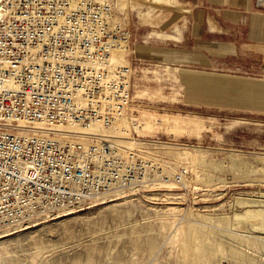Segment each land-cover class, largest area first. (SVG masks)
<instances>
[{"label":"rangeland","instance_id":"rangeland-1","mask_svg":"<svg viewBox=\"0 0 264 264\" xmlns=\"http://www.w3.org/2000/svg\"><path fill=\"white\" fill-rule=\"evenodd\" d=\"M116 1L133 66L134 122L118 135L134 140L119 145L138 149L121 162L140 159L143 169L123 176L128 185L102 203L0 236V264H264V115L223 110L236 92L219 95L217 78L229 76L218 63L205 68L202 46L195 61L138 57L133 48L186 53L198 34L187 5L198 9L203 0ZM183 73L195 77L192 95ZM219 96L221 106L206 103Z\"/></svg>","mask_w":264,"mask_h":264},{"label":"built area","instance_id":"built-area-1","mask_svg":"<svg viewBox=\"0 0 264 264\" xmlns=\"http://www.w3.org/2000/svg\"><path fill=\"white\" fill-rule=\"evenodd\" d=\"M254 4L264 10V0ZM115 8L0 0V236L102 203L143 169L140 159L121 162L138 149L117 134L134 121L133 66L115 60L130 33Z\"/></svg>","mask_w":264,"mask_h":264},{"label":"crops","instance_id":"crops-1","mask_svg":"<svg viewBox=\"0 0 264 264\" xmlns=\"http://www.w3.org/2000/svg\"><path fill=\"white\" fill-rule=\"evenodd\" d=\"M254 1L203 0L198 9L197 5L188 4L189 30H197L198 34H193L186 53L176 48L133 43L135 53L138 57L172 58L182 55L189 61H195L199 55L206 69H213L218 63L219 68L226 72L222 74L229 76L217 78L219 95L224 89H229L232 93L235 91L237 97L236 104H232L235 106L223 110L264 115V10L256 8ZM199 46H202V52L198 51L197 55ZM215 49H218L217 53ZM181 75L187 84L188 94L192 95L195 77L188 73ZM206 103L221 106L224 100L219 96Z\"/></svg>","mask_w":264,"mask_h":264},{"label":"bare ground","instance_id":"bare-ground-1","mask_svg":"<svg viewBox=\"0 0 264 264\" xmlns=\"http://www.w3.org/2000/svg\"><path fill=\"white\" fill-rule=\"evenodd\" d=\"M137 1V0H136ZM141 1V0H140ZM145 1V0H144ZM147 1V0H146ZM132 2H133V0H132ZM143 2V1H142ZM162 3H163V1H161ZM144 3V2H143ZM115 4H116V6H117V1L115 0ZM124 4H125V2H124ZM148 4V3H147ZM150 4V3H149ZM153 4H155V3H153ZM159 4H161V3H159ZM159 4H156V6H159ZM169 4V3H168ZM151 5V4H150ZM165 6H167L166 4H164ZM155 6V5H154ZM160 7H163L162 5L160 6ZM168 7V6H167ZM127 53V49L126 50H123V49H121L120 51H117L116 52V54H115V60L117 61V62H119V63H125L126 62V58H125V54ZM120 130V129H119ZM122 132V131H121ZM120 131H118L117 132V134L119 133V134H121V135H123V133H121ZM125 134V133H124ZM127 135V134H126ZM118 136H120V135H118ZM68 213H73V212H66L65 214H68ZM65 214H63V215H60V216H64ZM60 216H58V217H60ZM58 217H56V218H58ZM35 225V224H34ZM33 226V225H32ZM32 226H28V227H24V228H22V229H20V231L21 230H23V229H25V228H30V227H32ZM263 230V229H262ZM14 233V232H13ZM11 234V233H10ZM262 236H263V234H262Z\"/></svg>","mask_w":264,"mask_h":264}]
</instances>
